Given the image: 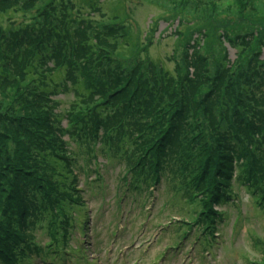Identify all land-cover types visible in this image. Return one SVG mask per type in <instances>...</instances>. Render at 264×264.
Masks as SVG:
<instances>
[{"label": "rangeland", "instance_id": "obj_1", "mask_svg": "<svg viewBox=\"0 0 264 264\" xmlns=\"http://www.w3.org/2000/svg\"><path fill=\"white\" fill-rule=\"evenodd\" d=\"M38 56L58 70L66 65L72 83L105 89L100 102L114 91V110L121 100L125 112L107 120L112 132L123 126L112 145L133 129L138 141L128 146V160L114 161L108 150L87 155L99 146L95 138L64 135L68 156L80 162L71 173L44 176L50 203L39 198L36 145L57 118L66 127L59 112L72 99L69 89L38 95L24 70ZM147 58L172 75L190 66L188 107L156 118L155 107L171 112L183 97L162 89L152 102L141 86L134 92L136 77L153 72ZM236 63L231 82L224 70ZM217 68L221 78L211 82ZM204 90L207 103L199 95ZM138 148L165 159L157 182L140 160L131 175L141 185L134 189L126 170L136 165ZM246 148L264 169V0H0V219L10 223L0 264H264V175L249 177ZM218 159L222 170L232 163L228 184L213 169ZM24 188L25 203L14 209ZM72 188L83 199L82 235L67 233L68 253L43 259L42 243L62 242V219L71 209L62 191ZM209 188L226 193L225 200L212 205Z\"/></svg>", "mask_w": 264, "mask_h": 264}, {"label": "trees", "instance_id": "obj_2", "mask_svg": "<svg viewBox=\"0 0 264 264\" xmlns=\"http://www.w3.org/2000/svg\"><path fill=\"white\" fill-rule=\"evenodd\" d=\"M53 1L56 3L59 2V0H53ZM245 7H246V4L245 5L241 4V9H240L241 13L245 11L244 10ZM248 19L249 17L247 15L246 20ZM227 28L228 26H226L224 29H227ZM227 32L228 31H225V33ZM226 37L227 39H229L228 34H226ZM258 37H259L258 40L260 44H262L261 42L263 41L261 38L263 36L259 35ZM195 43H196V40H195ZM148 44H150V40H148ZM148 44L146 45V48L148 47ZM193 46L194 45H192V47ZM198 46H200V43L193 49L198 48ZM237 51L240 52V49ZM187 56L188 55H185V58H187ZM147 61H148V66L151 63L153 72L152 73L147 72L144 75L136 77V85L134 87V92H136L141 86L144 89L143 97L146 98L144 100L146 101L152 100V102H154L156 100H159L158 98L162 97L163 95L162 89H164V91L167 90L169 92L182 96L183 99L181 100L184 101V102H181L182 105L179 108L175 109L176 107L175 105L174 109L171 112L169 111L165 112V110H162L160 106L155 107L156 118L164 116L165 114H168V113L173 115L176 113V111L182 108L188 107L189 103L185 102V98H187L185 94V91L187 90V83L195 81L193 79L194 78L193 75L192 76H190V74L187 75V70H189L190 66H187L188 67L187 68L185 67L186 66L185 65L184 67L187 69L184 72H182L183 69L180 66V70H178L177 68L175 75H172L169 72H165L163 69H161L157 65V63L152 61L150 58H147L146 62ZM47 63H50V64L47 65ZM39 65H40V69H42L43 74H40V72L38 71ZM57 66L58 65L55 64L54 60L49 61L45 58H41V56H38L37 58H35L34 62H32L31 65H28L27 67L24 68L26 72L28 71V77H30V73H32L31 81L32 83H34L35 86H38V90H37L38 95L39 94H41L42 96L47 95V94L53 95V93L57 91V89L59 91H63L64 89H69L71 91L70 98L72 100L68 103L63 113H59V115L62 116V119H64L67 122L66 127L62 129L61 127L62 124L57 118L54 122H52L51 128H50L51 131L49 133L47 134L41 133L38 136L39 144L36 145L37 148L35 152L37 153L36 157H40V160L42 161V169L41 171L39 170L40 168L38 169L39 174L37 176H39L40 178L37 176L36 177L37 179H41L40 181H42L40 182V184H38L40 185L39 187L42 190L40 191L39 198L44 200L46 203L51 202L49 199V197H51V193L48 192L47 190V183H45L44 176L54 174V173L56 174L60 173L64 175L65 172L70 173V169H72V167L78 166V162L74 161L71 156H68L70 152L66 149L68 145H66L67 143L63 140L64 135H67L69 139L73 138L76 140L77 139L86 140L87 138L88 139L95 138V140H97L98 142L97 145L99 144V146L93 150L92 149L89 150V155L91 157L95 156V153H94L95 150L101 151V152H105V150H108V154H110V156H113L114 151H116V155L118 154L117 156H118L119 161L120 160L124 161L125 158L126 160H128L127 155H126V151L128 152V146H130V149H132L133 145L135 147L136 143L138 142L136 140V131L133 129L132 132L134 133H130L126 135L125 137H123L122 139H120L116 147L112 145L113 141H115L113 139L114 138L113 134H116L117 131L120 132L123 126L114 127L115 129L112 132L111 130L112 125L110 124V120L108 122L107 120L109 118H113L114 116L119 115L120 113L125 112V108L121 100L119 103H117V106L115 107V110H114L113 98L116 95L114 91L111 93H108L102 100L103 102L102 103L97 99L102 95L105 89L102 91H99L100 90L99 87H92V86L88 87V85L85 84L82 81V79H75L74 82L72 83V81L69 79L70 74H68L69 69H67V66L61 65V67H59L60 68L59 70ZM154 67H157V71L154 70ZM177 67H179V65H177ZM220 68H223V66ZM205 69L208 70L207 68ZM239 71L240 70L237 68V63H236L234 70H232V67H231L230 69L224 70V74L228 76L232 73V75L230 76V81L232 82L233 80L231 77L235 75V73L237 74ZM55 73H59L58 74L59 78L54 77ZM39 75L42 78H40ZM218 77H220L219 68L214 70V73L210 81L212 82V80L214 81L218 79ZM99 80L105 81V77H101ZM105 85H108V83H106ZM171 85H174V88H176L174 92L169 87ZM108 89H110V86L108 87ZM125 89L126 88L122 86L117 91L120 92ZM154 89H158V92H155ZM199 95L203 97L204 102H206L205 98L210 96L208 91H205V90L203 92H199ZM110 97L112 99L111 102H109ZM57 98H60V97H57ZM162 105H164L163 100H162ZM167 106L170 107V104H167ZM233 116H239V114H235ZM250 126H252V124ZM126 128L128 129V127ZM103 133H105L104 136H101V134ZM71 144L74 147H76L75 146L76 143L74 141ZM135 151L139 153L137 163L135 166L128 168L126 170V173L130 175L132 187L134 189H140V185H141L140 180H136L135 177L134 176L132 177L131 175V174H134L132 173L133 169L140 163V160L145 161V167L141 168V170L147 169L148 173L150 172V179L152 180L153 178L154 181L157 182L160 177L161 169H163L164 167L163 161L165 158L159 159V156H150V153L148 152V150H146V152H143L142 148H138ZM75 152L76 153L78 152L77 149L75 150ZM83 152L85 154L86 150L84 149ZM244 154H245L246 167L248 168V172H251V175H249V177H251L252 175L253 176L257 175L258 173L261 175H264L263 167H260L258 165L259 160L258 158L254 156L256 154L249 153L248 148L244 150ZM222 162H224V160H219V159L215 160L212 164L213 169L215 172L220 171L221 172L220 176L222 180L224 181V183L228 184V180L233 175L232 174L233 166H232V163L231 164L228 163L226 167L223 168L222 170L218 166V164ZM240 174L241 173H238L237 175L239 176ZM196 177H197L196 175H193L190 177V180L192 179L194 182V185L196 184L195 186H198L199 184L196 183L197 182ZM260 179L263 180L262 177H260ZM251 184L253 183L251 182ZM25 188L15 195L16 201L14 204L16 205V207L14 209L18 208L19 205H24L25 200L27 198V194H28ZM51 188L53 189V193H55L56 188L55 187H51ZM58 191H61V190H59L58 188ZM209 192L212 193L209 196V202L212 205L213 203L219 202L220 200H225L224 197L226 193H223L222 191H214V190L212 191L211 188H209ZM62 193L66 194V192H63V191ZM21 197L24 198V201L21 199ZM79 201L80 199L76 200L75 202H79ZM206 207L209 208V213H213L214 215H217V212L213 211L209 207V205L206 204ZM4 210L5 209L3 207L2 213H4ZM8 225H10L8 220L2 221L0 219V258L2 259L4 258V256H6V252H5V249L2 243L8 240V237L6 236L10 233L9 231L10 228ZM55 228L56 227L53 226L50 228V230L51 229L54 230ZM55 239L56 238H53V240Z\"/></svg>", "mask_w": 264, "mask_h": 264}]
</instances>
